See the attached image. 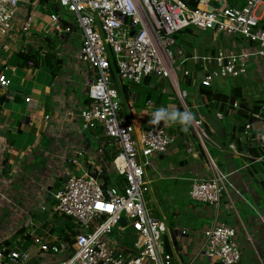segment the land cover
Here are the masks:
<instances>
[{"label":"built area","instance_id":"built-area-1","mask_svg":"<svg viewBox=\"0 0 264 264\" xmlns=\"http://www.w3.org/2000/svg\"><path fill=\"white\" fill-rule=\"evenodd\" d=\"M25 1L0 0V42ZM199 2L201 6L193 8L183 0H57L58 9L50 15L48 26L69 32L75 24L81 32L77 58L87 72V102L77 117L84 129H100L109 140L116 152L111 169L124 183L103 188L90 173L68 174L53 195V209L75 225V231L69 233L71 240L34 238L40 252L61 255L56 264H173L172 255L163 247V237L169 232L167 222L147 209L145 199L150 189L145 169L152 156L170 151L173 135L165 123L135 128L129 115L134 93L128 98L124 81L167 80L186 108L188 92L179 87V71L189 79L190 87L198 83L210 88L218 78L246 79L250 74L264 79V0H244L241 6L223 0L212 9L207 8V0ZM59 13L70 16L72 24H63ZM27 24L25 19L23 31ZM189 27L211 33L227 45L179 61L176 35ZM187 60L200 69L185 68ZM9 70L13 68L0 70V93L9 85ZM233 107H238L236 102ZM192 126L204 146L208 136L203 119L195 117ZM245 130L249 144L264 149V127L255 130L246 124ZM207 166L208 173L191 180L189 199L212 206L216 213L224 199L227 209L235 211L233 198H241V194L231 174L220 170L209 156ZM126 229L134 236L128 244L112 238L114 230ZM235 239V227L216 220L203 231L202 253L214 264H238L241 250ZM26 258L18 246L0 249V264H25Z\"/></svg>","mask_w":264,"mask_h":264},{"label":"crops","instance_id":"crops-1","mask_svg":"<svg viewBox=\"0 0 264 264\" xmlns=\"http://www.w3.org/2000/svg\"><path fill=\"white\" fill-rule=\"evenodd\" d=\"M184 1L189 4L191 0ZM196 6H201L199 0ZM56 11L53 0H26L19 6L17 20L9 34L0 42V70L13 68L8 71L9 78L17 68L10 63L11 55L23 47L40 49L43 56L47 54L49 61V64H40L36 68H21L34 81L25 96L19 92L10 94L7 88L0 93V249L10 250L20 245V250L27 255L25 264H56L61 255L40 252L34 238L63 241L66 234L75 231V227L68 229L69 222L72 225L73 222L53 209V195L62 188L68 174L87 172L97 175L105 167L114 173L111 162L106 160L111 154L109 140L99 129H84L77 117L78 110L87 102L84 90L87 72L77 58L81 32L75 24L69 32L51 29L48 26L50 14ZM64 15H58L61 22L67 24L70 21L72 24L70 16ZM25 19L28 28L23 31ZM206 34L208 36L204 37L199 48H193L194 54L187 55L183 52L189 46L190 34L179 33L176 38L178 60L212 53L227 45L211 33ZM183 66L195 68L190 60ZM140 85L144 91L145 85ZM152 87L151 90L154 89ZM192 88L194 95L187 101L186 108L174 90V94L169 93L165 87L156 88L145 101L143 95L139 101L134 93L135 101L129 115L137 130L155 125L151 123L152 113L164 107L169 112H191L194 117H201L208 136V146H202L192 123L184 131L178 123L159 122L168 125L173 141L170 151L152 156L145 169L150 188L145 196L147 209L153 215L160 214L165 218L169 228L167 236L176 234L175 241H170L173 264H193L196 261L214 264L202 253V244L204 229L216 220L235 227V240L241 250L238 264H264V204L260 206L262 196L258 193L259 189L264 190V149L250 145L246 135L237 130L239 123L234 117L235 110L225 107L227 114L216 111L213 101L205 100V92L196 86ZM232 88L217 92L229 94ZM129 94L132 92L128 91V98ZM12 102L19 105L24 102V110L14 109ZM123 108L128 112L126 106ZM218 113L222 118H217ZM258 116L251 124L252 129L264 127V115ZM208 156L220 170L231 174L230 178L241 194V198H233L234 202L236 200L242 207L245 205L254 214L242 217L236 207L235 211L228 210L223 199L217 213L212 206L187 202L183 208L189 214L185 216L187 219L182 217L178 208L172 217L163 215L158 206L160 198L171 203L173 198L187 197L191 180L208 173ZM232 159L238 161L233 162ZM148 204L152 207L149 208ZM197 219L200 227L195 225ZM111 236L125 244L134 237L129 229L122 232L114 230Z\"/></svg>","mask_w":264,"mask_h":264},{"label":"rangeland","instance_id":"rangeland-1","mask_svg":"<svg viewBox=\"0 0 264 264\" xmlns=\"http://www.w3.org/2000/svg\"><path fill=\"white\" fill-rule=\"evenodd\" d=\"M226 2L228 4H230L231 6H240L242 0H226ZM64 16L66 17L67 15H64ZM196 31H198V30H196ZM198 32H201V31H198ZM206 33L207 32H201L198 37H194L193 35H189L190 36L189 42H188L189 46H187V51L185 49L186 52L184 51L183 54H185V53L187 55L194 54L193 48L194 47L199 48L198 45H201V43L203 42V39H205L204 37L208 36V34H206ZM19 38H20V36H19ZM206 40H207V38H206ZM19 41H20V39H19ZM20 45H22V44H20ZM18 46L19 45H17L16 47H18ZM189 67H191V66H189ZM84 68H85V66L83 65V69ZM15 69L16 70L10 75L9 86L7 87V92L10 94H13V93L15 94L16 92H19L18 94H22V96H25L28 93L29 86L32 85L34 83V81L32 80V76L30 78L29 75H26L25 71H23L21 68L18 67ZM177 73H178V76L180 77L182 72L179 71ZM49 80H50V78H48V81ZM124 83L128 87V90L132 93H135L136 96L137 95L139 96V94L143 90V86L140 84H134V83H131L129 81H124ZM235 86H240L243 89L242 92H243L244 99H246L248 101H252V102H257L258 100H261L262 103L258 104L257 107H260L264 111V79L256 77V75H254V74H250V76L246 79H243V78H235V79L218 78V79L214 80L212 87H210L209 89H213L216 91H220V90L227 91L229 87H235ZM151 87L154 88V90L156 88L162 89L163 87H165V88H168L169 93H173V88L170 86V84L167 85L166 82L162 79L150 77V87H148V88L150 89ZM179 87H180V89H186L187 90V92H188V97L186 99V103H187V101H189L191 99L190 97H192V95H194L193 94V88L190 86H183L182 84ZM11 105H13L14 109H17L18 111L24 110V102H22L20 105L17 102H12ZM179 105H181V104L179 103ZM8 106L9 105H6L5 108H8ZM227 127L228 126H226V128ZM206 145H207V143H206ZM232 160H233V162L238 161L237 159H232ZM258 193H260V195L262 196V199H261L262 201L260 204V206H261L264 204V202H263L264 201V190L259 189ZM160 199H161V201H160V203H158V206H159V209L161 210V213L163 215H167V216H171V217L174 214V212H176L175 208H178V210L182 214V217L189 216V214L187 212H185V210L183 209L184 205H186L187 202H189L193 205H199V204L204 205V203H199V202H195L193 200H190L188 195H187V197L183 196V197H180L179 199L173 198L171 203H169V200H167V199H163V198H160ZM234 205L242 217L247 216L248 214L249 215L254 214L251 209H249L245 205H244V207H242L243 205H239L236 202V200L234 202ZM148 206H149V208L152 207L149 204H148ZM153 207L157 209L156 206H153ZM158 212H159V210H158ZM155 216L161 217L160 214L155 215ZM187 218L188 217H185V219H187ZM198 222H199V220L195 221V225L197 227H200L201 225ZM112 238H114V237L112 236ZM193 264H199V263L196 261Z\"/></svg>","mask_w":264,"mask_h":264},{"label":"trees","instance_id":"trees-1","mask_svg":"<svg viewBox=\"0 0 264 264\" xmlns=\"http://www.w3.org/2000/svg\"><path fill=\"white\" fill-rule=\"evenodd\" d=\"M197 1L198 0H191L189 4H187L185 1L184 2L190 7L194 8L196 7ZM44 2H46V0H44ZM50 9L52 10L53 7L50 6ZM180 33H187V34L193 35L194 37H198L200 35V32L190 27L182 30ZM178 34L176 35V38H178ZM40 52H41L40 49H34L30 46L23 47L11 55L10 63L13 64V66H16L17 68L18 67L19 68H26V67L36 68V67H39L40 64L42 65L49 64L47 54L43 56ZM45 57H47L46 58L47 60H45ZM194 67H195L194 71L200 69V66L197 64L194 65ZM149 82H150V77L145 78L144 81L142 82L143 85H145L146 89L139 94L138 96L139 101H141L142 95L144 96V101H145L151 96L152 93H155L154 89L149 90L148 88ZM178 84L179 86L181 84L183 86H189V79L186 76H184L183 73H181L180 77L178 76ZM195 86L200 88L202 92H205L206 94L205 100H207L208 102L213 101V104H214L213 109H216V111L224 112L225 114H227V110L226 109L224 110V108L226 107V108H231L235 110L233 107V104L235 102L237 103L238 107L235 110L234 117L235 119H237L239 123L237 130L242 134H244L246 131L245 130L246 124H252L253 121L256 119V117H259L258 114L264 115V111L260 107H257L259 103L247 101L246 99H244L242 95V88L240 86H236L232 88L229 94L221 93L217 91L212 92L209 88L201 87L198 83H196ZM140 103L142 102H139L138 104ZM233 128L236 129V126H233ZM250 131L252 132V130ZM247 133H249L248 130H247ZM246 138H247V141H249V138L247 135H246ZM115 154L116 152L111 147V154L107 156L106 160H108L109 162H112ZM105 168H103L99 174L97 175L93 174L94 176L96 175L101 180L102 187L105 188L106 186L110 184L120 187L124 183L123 177L120 175H117L116 173L109 172L108 169L107 168L105 169ZM74 227L75 225L74 224L72 225V223L69 222L68 229H72ZM70 233H73V232L70 231ZM64 239L69 240V241L71 240L68 234L64 236ZM18 247H20V245H18Z\"/></svg>","mask_w":264,"mask_h":264},{"label":"clouds","instance_id":"clouds-1","mask_svg":"<svg viewBox=\"0 0 264 264\" xmlns=\"http://www.w3.org/2000/svg\"><path fill=\"white\" fill-rule=\"evenodd\" d=\"M194 119H195L194 114L191 112H179V111L169 112L166 108L161 107L156 109L152 113L151 123L157 124L160 121L175 122L182 126V130L187 131L188 126L191 125Z\"/></svg>","mask_w":264,"mask_h":264},{"label":"water","instance_id":"water-1","mask_svg":"<svg viewBox=\"0 0 264 264\" xmlns=\"http://www.w3.org/2000/svg\"><path fill=\"white\" fill-rule=\"evenodd\" d=\"M53 2L55 3V8L57 10L58 9L57 0H53ZM222 4H223V0H219V1H216V0H207V8L208 9L218 8ZM120 223L124 225L125 224V219L122 218L120 220ZM175 238H176V234H174V233H170L169 236L164 235V237H163V247H164L165 252L167 254H169V255H172L170 241L171 242H174L175 241Z\"/></svg>","mask_w":264,"mask_h":264}]
</instances>
